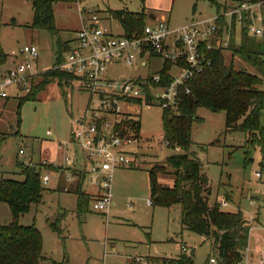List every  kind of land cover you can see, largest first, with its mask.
Masks as SVG:
<instances>
[{
    "label": "rangeland",
    "instance_id": "obj_1",
    "mask_svg": "<svg viewBox=\"0 0 264 264\" xmlns=\"http://www.w3.org/2000/svg\"><path fill=\"white\" fill-rule=\"evenodd\" d=\"M229 0H75L55 2L52 5L55 28L53 37L46 30L31 28L33 10L30 0H0V51L6 55L0 65V74L13 69L19 63H32L33 81L26 88L5 89L7 98L0 99V177L21 180L19 164L35 165L41 177L49 176L40 204L33 205L28 213L19 218L22 226L34 225L42 237V259L39 264H129L132 257L149 261L179 259L191 256L192 264H209L215 256L210 240L185 230L181 225L179 206L153 207L150 200L148 171L154 165H166L168 156L180 153L167 147L163 139V109L156 104L140 106L138 143L131 145V152L139 163L138 168H120L112 173V207L108 213L92 210L89 196L87 211L76 213L77 196L71 183L57 187L56 173L41 164L59 165L67 156L79 155L77 149L68 145L72 120L81 116L90 102V94L80 89V83L60 88L56 82L49 83L38 92L36 99L23 100L37 85L40 75L52 69L57 52V38L71 40L81 28V20L89 11L98 12L102 24L112 34L121 35L123 29L110 15V11L125 10L130 13L153 14L163 18L170 28L176 29L192 20L213 17ZM111 17H110V16ZM144 25L156 24L148 17ZM242 31L235 27V44L241 42ZM26 45H34L38 56H11ZM224 63L235 70H245L259 77L252 67L230 51H223ZM149 60V59H148ZM137 60L134 66L123 63L107 66L109 80L145 79L158 71L161 62L152 58L147 67ZM264 90V85L258 87ZM20 100H23L21 105ZM20 106V107H19ZM19 108V120L17 110ZM196 116L202 121L191 128V148L202 164V171L209 180L208 203L217 202L224 212L240 210L251 225L249 232V263L259 262L264 251V168L259 147L250 149L246 160L245 135L242 132H226L224 112L213 113L199 108ZM264 126V112L261 114ZM217 141L216 146L212 143ZM21 151V153H19ZM168 171H170L168 169ZM161 185L169 186V175L158 176ZM69 185V186H68ZM65 186V187H64ZM88 177L82 181L83 192L95 193ZM57 188V189H56ZM66 189H68L66 191ZM226 195L229 199L226 200ZM60 219V235L49 224ZM11 222L6 204L0 203V225ZM182 246L186 252L182 251ZM246 254V253H245ZM253 258V259H252Z\"/></svg>",
    "mask_w": 264,
    "mask_h": 264
},
{
    "label": "trees",
    "instance_id": "obj_2",
    "mask_svg": "<svg viewBox=\"0 0 264 264\" xmlns=\"http://www.w3.org/2000/svg\"><path fill=\"white\" fill-rule=\"evenodd\" d=\"M75 0H30L33 19L31 28L46 30L53 37L58 35L55 28L52 5L55 2L71 3ZM142 3L144 0H140ZM260 2L264 0H249ZM124 34L130 36L142 30L144 12L130 13L125 10L110 11ZM232 34L226 51L232 52L252 67L259 76L245 70H235L224 63L223 51L208 54L211 66L197 75L189 84V95H183L176 109H163V139L169 149H179L180 153L168 156L164 165H154L149 171L151 206L171 208L179 206L182 227L206 240L211 241L215 250L216 264H238L247 248L249 225L242 212H224L217 202L210 205L209 180L202 171L198 157L190 152L191 128L202 120L196 116L199 108L213 113L224 112L226 132H242L245 135L243 149L246 160L250 149L259 147L262 155L260 163L264 168V126L261 114L264 112V50L261 44L246 35L243 30L240 44L236 45ZM57 52L54 66L62 61V55L69 50L70 42L57 38ZM6 55L0 51V65ZM53 66V67H54ZM171 68L167 62L165 70ZM41 81L34 85L23 100H34L38 92L49 83L56 82L62 88L71 86L75 77L57 69H50L40 75ZM169 80V78H167ZM33 79L31 80V82ZM23 100H20V104ZM20 107V106H19ZM19 120V108L17 110ZM136 137L139 138V122L136 123ZM3 138L0 137V145ZM217 141L212 143L216 146ZM21 180L0 177V203L8 206L11 222L0 225V264H39L42 259V237L34 225L22 226L19 218L38 205L43 199L40 170L19 164ZM168 169L170 171H168ZM169 175L172 186L158 182V176ZM82 180H77L74 193L77 196L76 213L78 216L87 211L89 196L81 191ZM226 195V200L229 199ZM60 217L49 226L60 235ZM211 258H209L210 260ZM208 260V263L210 264ZM154 264H192V257L181 255L179 259L152 258Z\"/></svg>",
    "mask_w": 264,
    "mask_h": 264
},
{
    "label": "built area",
    "instance_id": "obj_3",
    "mask_svg": "<svg viewBox=\"0 0 264 264\" xmlns=\"http://www.w3.org/2000/svg\"><path fill=\"white\" fill-rule=\"evenodd\" d=\"M86 15L75 34L74 46L63 53L62 61L53 69L74 76L80 89L91 97L86 111L72 120L68 145L76 148L79 155L67 158L71 174L66 179L83 181L88 177L95 191L90 199L92 210L108 213L112 207V173L139 166L130 148L138 143L136 123L140 106L154 103L162 109H176L181 97L190 94L188 84L211 66L208 54L226 51L236 26L264 50V1L229 0L213 17L192 20L176 29L155 16L156 24L144 25L130 36L124 31L121 35L112 34L103 26L98 12L89 11ZM16 55L36 58L38 49L26 45L18 53L11 52V56ZM152 58L158 59L161 67L145 79L120 81L106 77L110 64L131 67L139 60L141 66L150 68ZM167 62L171 68L164 71ZM31 71L32 63L26 61L0 74V99L7 98L8 87L25 89L33 77L29 75ZM41 165L57 173L63 170L54 164ZM26 166L36 168L31 164ZM49 180L48 175L42 176V185H47ZM147 204L151 205V201ZM182 251L187 250L182 246ZM247 252L246 248L238 264H249ZM209 262L216 264L214 258ZM129 264L154 263L132 257ZM259 264H264V251Z\"/></svg>",
    "mask_w": 264,
    "mask_h": 264
},
{
    "label": "crops",
    "instance_id": "obj_4",
    "mask_svg": "<svg viewBox=\"0 0 264 264\" xmlns=\"http://www.w3.org/2000/svg\"><path fill=\"white\" fill-rule=\"evenodd\" d=\"M147 14L149 15V14H151V13H148L147 12ZM110 16V15H109ZM111 17V16H110ZM74 40H75V36L69 41V40H64L63 42H70V44H69V48H71L72 46H74V44H75V42H74ZM6 62H7V60H6ZM7 71V70H6ZM1 100H4V99H1ZM68 157H71V156H67V158ZM74 157V156H73ZM58 166H60V167H62L63 168V170H61L59 173H57V172H55L56 173V180H57V187L60 185V184H62V183H71V185H73V187L74 188H76V186H77V180H74V181H67V176L69 175V174H71V169L69 168V166H67V163H65V161H64V163L63 164H59ZM69 186V185H68ZM81 186H82V183H81ZM170 186H172V182L170 183ZM65 187V186H64ZM57 189V188H56ZM94 189V188H93ZM68 189H66V191H67ZM81 191H82V189H81ZM83 192V191H82ZM85 194H87V195H89V196H91V195H93L94 193H89V192H84ZM248 225H249V229L251 230V225L248 223ZM250 232V231H249ZM248 246H249V236H248V244H247V249H248ZM249 253H250V251H248ZM248 252H247V254H248ZM251 254V253H250ZM251 257H252V255H249L248 254V262L250 261V259H251ZM253 259V258H252ZM259 260H260V258H259ZM250 263H251V261H250ZM249 263V264H250ZM252 264H259V262H257V263H252Z\"/></svg>",
    "mask_w": 264,
    "mask_h": 264
},
{
    "label": "water",
    "instance_id": "obj_5",
    "mask_svg": "<svg viewBox=\"0 0 264 264\" xmlns=\"http://www.w3.org/2000/svg\"><path fill=\"white\" fill-rule=\"evenodd\" d=\"M148 17L151 19V20H155V16L153 14H149Z\"/></svg>",
    "mask_w": 264,
    "mask_h": 264
}]
</instances>
